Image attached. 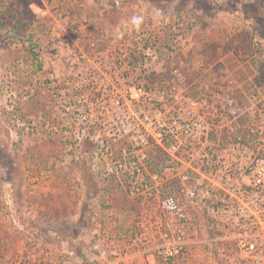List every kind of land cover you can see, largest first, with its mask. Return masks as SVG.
Wrapping results in <instances>:
<instances>
[{
  "label": "rangeland",
  "instance_id": "obj_1",
  "mask_svg": "<svg viewBox=\"0 0 264 264\" xmlns=\"http://www.w3.org/2000/svg\"><path fill=\"white\" fill-rule=\"evenodd\" d=\"M134 25L177 35L180 46L168 47L164 67L182 69L191 89L229 88L239 96L264 83V0H0V264L25 251L81 249L98 237L156 231L154 192L132 197L126 180L92 159L89 143L76 144L80 127L69 129L70 105L84 108L105 85L84 75L78 52L84 46L90 56L88 43L100 34L128 40ZM152 158L153 166L162 161ZM178 190L162 184L159 195ZM187 227L184 264H215L207 209Z\"/></svg>",
  "mask_w": 264,
  "mask_h": 264
},
{
  "label": "built area",
  "instance_id": "obj_2",
  "mask_svg": "<svg viewBox=\"0 0 264 264\" xmlns=\"http://www.w3.org/2000/svg\"><path fill=\"white\" fill-rule=\"evenodd\" d=\"M141 26L122 42L98 35L88 43L90 56L84 46L78 52L84 75L105 85L84 108L70 105L69 129L80 127L76 144L89 141L92 159L126 180L132 197L154 192L156 231L98 237L81 249L25 251L4 264H184L187 226L202 208L215 264H264V83L239 96L229 88L191 89L182 69L164 67L168 47L180 46L177 35ZM152 157L162 161L153 166ZM173 182L178 192L159 195Z\"/></svg>",
  "mask_w": 264,
  "mask_h": 264
},
{
  "label": "trees",
  "instance_id": "obj_3",
  "mask_svg": "<svg viewBox=\"0 0 264 264\" xmlns=\"http://www.w3.org/2000/svg\"><path fill=\"white\" fill-rule=\"evenodd\" d=\"M261 14H262V12H261ZM258 15H259V14H258ZM251 17L253 18L254 15H252V16H251V15H248V16H247V18H251ZM28 56H29V57H32L33 61L37 62V58H38V57H37L36 54H33V53H32V50L28 53ZM40 70H41V66L38 65V66L36 67V69H34L33 72H34V73H35V72H36V73H39ZM86 143H89V141H84L82 144L85 145ZM114 151H115V154H119L120 149H118L117 147H115V150H114Z\"/></svg>",
  "mask_w": 264,
  "mask_h": 264
}]
</instances>
